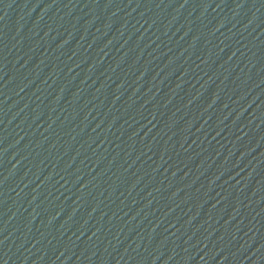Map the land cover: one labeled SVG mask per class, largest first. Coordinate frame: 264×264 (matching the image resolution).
<instances>
[{
    "label": "water",
    "instance_id": "1",
    "mask_svg": "<svg viewBox=\"0 0 264 264\" xmlns=\"http://www.w3.org/2000/svg\"><path fill=\"white\" fill-rule=\"evenodd\" d=\"M0 264H264V0L0 204Z\"/></svg>",
    "mask_w": 264,
    "mask_h": 264
}]
</instances>
